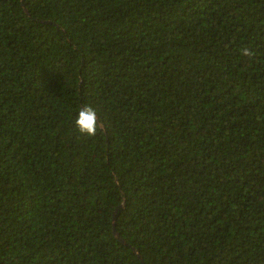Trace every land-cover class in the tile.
Wrapping results in <instances>:
<instances>
[{"label": "trees", "instance_id": "trees-1", "mask_svg": "<svg viewBox=\"0 0 264 264\" xmlns=\"http://www.w3.org/2000/svg\"><path fill=\"white\" fill-rule=\"evenodd\" d=\"M0 264H264V0H0Z\"/></svg>", "mask_w": 264, "mask_h": 264}, {"label": "clouds", "instance_id": "clouds-1", "mask_svg": "<svg viewBox=\"0 0 264 264\" xmlns=\"http://www.w3.org/2000/svg\"><path fill=\"white\" fill-rule=\"evenodd\" d=\"M241 54L249 58L255 56V53L248 48L241 49ZM75 126L81 136L94 138L97 135L98 128L100 127L98 123L97 111L89 105L82 106L75 119Z\"/></svg>", "mask_w": 264, "mask_h": 264}, {"label": "water", "instance_id": "water-1", "mask_svg": "<svg viewBox=\"0 0 264 264\" xmlns=\"http://www.w3.org/2000/svg\"><path fill=\"white\" fill-rule=\"evenodd\" d=\"M113 223H114V235H115V237L121 242V243H123L124 244V240L119 236V234L116 232V230H115V218L113 219ZM134 250V249H133ZM135 251V250H134ZM137 255H138V257L140 258V260H141V262H142V258L140 257V254H138L137 253Z\"/></svg>", "mask_w": 264, "mask_h": 264}]
</instances>
